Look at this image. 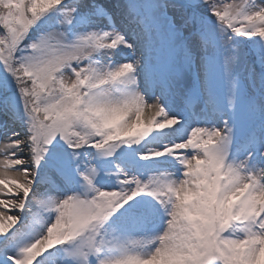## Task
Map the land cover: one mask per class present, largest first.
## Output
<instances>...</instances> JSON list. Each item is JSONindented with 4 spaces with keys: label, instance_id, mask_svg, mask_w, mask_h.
<instances>
[{
    "label": "snow or ice",
    "instance_id": "obj_1",
    "mask_svg": "<svg viewBox=\"0 0 264 264\" xmlns=\"http://www.w3.org/2000/svg\"><path fill=\"white\" fill-rule=\"evenodd\" d=\"M0 264H264V0H0Z\"/></svg>",
    "mask_w": 264,
    "mask_h": 264
},
{
    "label": "bare ground",
    "instance_id": "obj_2",
    "mask_svg": "<svg viewBox=\"0 0 264 264\" xmlns=\"http://www.w3.org/2000/svg\"><path fill=\"white\" fill-rule=\"evenodd\" d=\"M9 214L15 215V214H16V212H12V213H9Z\"/></svg>",
    "mask_w": 264,
    "mask_h": 264
},
{
    "label": "rangeland",
    "instance_id": "obj_3",
    "mask_svg": "<svg viewBox=\"0 0 264 264\" xmlns=\"http://www.w3.org/2000/svg\"><path fill=\"white\" fill-rule=\"evenodd\" d=\"M227 2H231V0H227Z\"/></svg>",
    "mask_w": 264,
    "mask_h": 264
}]
</instances>
